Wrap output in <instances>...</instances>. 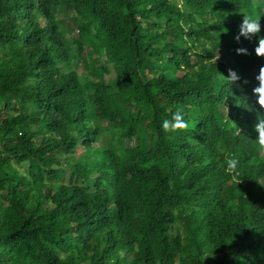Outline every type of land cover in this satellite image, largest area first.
Returning a JSON list of instances; mask_svg holds the SVG:
<instances>
[{"label": "trees", "instance_id": "trees-1", "mask_svg": "<svg viewBox=\"0 0 264 264\" xmlns=\"http://www.w3.org/2000/svg\"><path fill=\"white\" fill-rule=\"evenodd\" d=\"M246 11L264 0H0V264H264ZM177 108L193 128L165 133Z\"/></svg>", "mask_w": 264, "mask_h": 264}, {"label": "clouds", "instance_id": "clouds-1", "mask_svg": "<svg viewBox=\"0 0 264 264\" xmlns=\"http://www.w3.org/2000/svg\"><path fill=\"white\" fill-rule=\"evenodd\" d=\"M262 17L264 16L251 11L243 12L241 23L238 26V34L234 37L237 42L240 41L241 37L248 41L255 38L256 46L253 49V52L257 58L264 57V36L261 35V32L264 31V25L261 24ZM105 52V49H101V55H104ZM236 52L237 54H248L246 48H238L236 49ZM217 79L220 82L221 88L228 87L231 89L232 84L238 81L240 77L236 71L228 69L227 76L222 74L217 77ZM255 80L258 82V86L252 89V94L256 98L255 105L259 106V110L264 111V66L259 69V73L255 77ZM229 96L224 98V104L222 107H226L225 100ZM253 109L254 111H257L255 107H253ZM160 127L165 133H176L178 131H189L193 128V125L185 119L184 110L182 108H177L172 113L170 119L165 118L162 120ZM253 130L256 133V137L253 141L260 150H264V115L259 114V112L257 113L256 123L253 125ZM240 166V157L225 150L224 159L220 165L223 171L226 174L231 175L233 179H236L241 175Z\"/></svg>", "mask_w": 264, "mask_h": 264}, {"label": "rangeland", "instance_id": "rangeland-1", "mask_svg": "<svg viewBox=\"0 0 264 264\" xmlns=\"http://www.w3.org/2000/svg\"><path fill=\"white\" fill-rule=\"evenodd\" d=\"M71 13H60L58 15L59 18H62V19H65L66 20V24H68L69 26L71 27H74V23L72 21V17H71ZM68 17V18H67ZM68 25H65V27H68ZM75 32H77L75 30ZM68 36H69V33H68ZM215 59L216 60H219V61H222V62H226L228 63L227 65L229 66L230 63H229V58L226 56L224 50L221 48L219 49L217 52H216V55H215ZM82 68V65L79 66V71L81 70ZM114 76V71H113V68L111 66H109V73L106 75V77L108 78H111ZM222 112L223 114L227 117H228L232 114V111L226 106V107H222ZM9 254L8 252L5 250V248L3 246H0V258L2 260V262L8 258Z\"/></svg>", "mask_w": 264, "mask_h": 264}]
</instances>
